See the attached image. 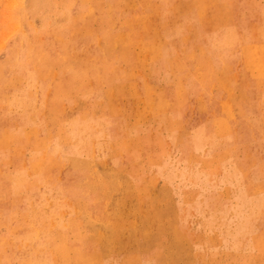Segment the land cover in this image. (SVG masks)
<instances>
[{
  "label": "rangeland",
  "instance_id": "1",
  "mask_svg": "<svg viewBox=\"0 0 264 264\" xmlns=\"http://www.w3.org/2000/svg\"><path fill=\"white\" fill-rule=\"evenodd\" d=\"M0 264H264V0H0Z\"/></svg>",
  "mask_w": 264,
  "mask_h": 264
},
{
  "label": "bare ground",
  "instance_id": "2",
  "mask_svg": "<svg viewBox=\"0 0 264 264\" xmlns=\"http://www.w3.org/2000/svg\"><path fill=\"white\" fill-rule=\"evenodd\" d=\"M241 41H242V39H241ZM243 41H244V40H243ZM245 44H246V43H245ZM254 59H255V58H254ZM254 59H253V60H254ZM254 63H255V62H254ZM255 65H256V63H255ZM255 65H254V66H255ZM254 66H253V67H254Z\"/></svg>",
  "mask_w": 264,
  "mask_h": 264
}]
</instances>
